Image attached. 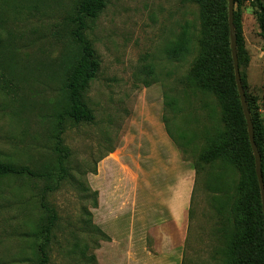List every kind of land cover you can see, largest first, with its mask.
I'll return each instance as SVG.
<instances>
[{
  "label": "rangeland",
  "instance_id": "374dc122",
  "mask_svg": "<svg viewBox=\"0 0 264 264\" xmlns=\"http://www.w3.org/2000/svg\"><path fill=\"white\" fill-rule=\"evenodd\" d=\"M260 3L264 7V0ZM77 5L78 0H0V161L45 174L0 180V264H31L39 257L40 228L47 217L40 197L58 176L54 114L73 53L71 19ZM235 10L249 58L243 66L247 90L264 118L258 9L243 0ZM87 24L86 37L100 62L85 93L95 120L66 123L68 174L45 197L59 217L48 264H94L93 254L95 264H222L225 241L213 203L220 192L209 186L211 175L222 168L215 163L199 174L194 169L208 135L221 126L214 94L188 81L200 50L199 5L107 0ZM184 36L190 38L188 51L168 57L166 47ZM223 176L231 182L235 173ZM193 188L190 220V202L177 201ZM172 216V224L186 235L183 242L170 240L163 229ZM95 225L111 240L102 239Z\"/></svg>",
  "mask_w": 264,
  "mask_h": 264
},
{
  "label": "trees",
  "instance_id": "16d2710c",
  "mask_svg": "<svg viewBox=\"0 0 264 264\" xmlns=\"http://www.w3.org/2000/svg\"><path fill=\"white\" fill-rule=\"evenodd\" d=\"M199 5L200 50L193 72L188 76L189 85L205 93H212L220 107L221 126L208 135V145L194 162L196 174L207 165L218 163L222 171L212 174L209 186L217 190L214 208L217 224L225 241L222 264H264V210L261 187L256 174L255 156L252 150L247 120L236 83L235 67L231 50L229 29V0H185ZM243 0H235L240 3ZM257 7L260 34L264 38V7L260 0H251ZM107 6V0H78L77 10L71 19L73 53L65 66L64 86L61 99L55 107L53 132V151L56 154L57 180L48 185L40 197L41 207L47 213L46 221L40 228L42 241L38 246L39 257L31 264H48L49 247L57 228L58 212L46 200V193L58 189L68 174L67 161L70 149L63 144L66 123H90L95 113L85 100L86 90L97 76L100 62L91 40L86 37L87 18L95 19ZM3 21L0 16V26ZM234 25L237 34V53L242 83L246 92L248 106L254 124L255 141L262 156L264 177V118L259 114L257 101L250 96L243 66L248 62L244 48L242 18L234 12ZM190 38L184 36L180 41L170 44L165 52L170 58H179L189 49ZM2 36L0 35V44ZM0 50V65H1ZM163 121L169 135L167 118ZM170 136V135H169ZM181 150V149H180ZM182 151V150H181ZM235 173L231 182L223 180V175ZM45 175L33 167L0 161V180L9 176L41 177ZM98 196V191H93ZM195 189L190 196L188 217L194 213ZM97 201V200H96ZM98 206V201L95 207ZM96 232L106 241L110 236L99 226ZM96 263V256H90ZM89 259V260H90Z\"/></svg>",
  "mask_w": 264,
  "mask_h": 264
},
{
  "label": "water",
  "instance_id": "95a60500",
  "mask_svg": "<svg viewBox=\"0 0 264 264\" xmlns=\"http://www.w3.org/2000/svg\"><path fill=\"white\" fill-rule=\"evenodd\" d=\"M234 12H235V0H229V29H230V41H231V50H232V56L234 61V67H235V76H236V83L238 86L243 111L247 120L248 125V132H249V138L252 146V150L255 156V164H256V174L258 177V181L261 187V194H262V202H263V210H264V177L262 172V156L260 151L258 150V146L255 141V135H254V124L251 117V112L248 106L246 92L242 83L241 78V71L239 66V60H238V53H237V34L235 31V25H234Z\"/></svg>",
  "mask_w": 264,
  "mask_h": 264
},
{
  "label": "crops",
  "instance_id": "0c3cea01",
  "mask_svg": "<svg viewBox=\"0 0 264 264\" xmlns=\"http://www.w3.org/2000/svg\"><path fill=\"white\" fill-rule=\"evenodd\" d=\"M156 135L158 136V138H160V140L165 144L167 145V141L162 133V131H157ZM171 151V150H170ZM183 165H181L180 167H182ZM186 173H187V170H186ZM181 176H183L184 174H180ZM191 196V195H190ZM190 196L188 195V193L184 194L182 193L179 197H178V201L177 202H181V203H184L186 205L187 201L189 202L190 201ZM168 207V206H167ZM166 208V211L168 214L173 215L175 213H172L170 212L169 208ZM186 212V211H184ZM187 212H188V209H187ZM182 212H180L181 214ZM185 214V213H184ZM177 215V214H176ZM172 216V219L170 221H168V223H165L164 225V230L167 232L166 235H168L170 237V240H174L176 242H183L184 239H185V234L183 232V230L181 229L180 226H177V224H172V221L175 220V217Z\"/></svg>",
  "mask_w": 264,
  "mask_h": 264
}]
</instances>
